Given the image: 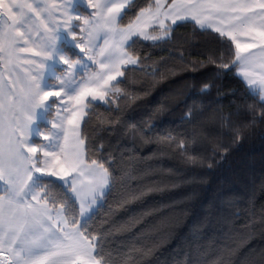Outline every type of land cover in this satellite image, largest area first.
<instances>
[{"label":"snow or ice","instance_id":"6c2138e0","mask_svg":"<svg viewBox=\"0 0 264 264\" xmlns=\"http://www.w3.org/2000/svg\"><path fill=\"white\" fill-rule=\"evenodd\" d=\"M134 7V0H0V264H116L105 254L108 236L103 228L94 235L89 224L107 200L115 196L121 207L143 203L169 190L165 180L156 179L162 175L196 182L194 177L185 180L172 170L162 173L153 168L150 162H158L155 153L135 158V148L128 150L130 159L120 167L114 158L103 157L111 171L96 159L87 160L90 146L103 152L104 145L97 146L89 133L82 132V125H90L101 102L108 111H122L120 102L130 97L118 85L127 84L129 66L140 65V57L129 49L134 50L141 39L166 44L174 28L186 23L223 38L222 44L234 46L228 62H223V53L186 61L183 52H176L171 66L162 67L168 63L162 60L156 67L139 70L150 85L157 77L214 66L216 73L200 85L199 95L210 93L216 80L233 72L259 110L253 104L245 105L243 114L239 107L235 113L216 108L207 121L226 129L237 144L256 121L264 122V0H155L154 7L141 9L134 20L122 25ZM81 9L87 14H78ZM157 29L159 34H151ZM24 54L30 58L22 59ZM21 65L28 66L22 69L23 78L15 71ZM53 110L56 115L49 121ZM203 115L192 105L181 119L192 124ZM245 119L248 123H243ZM42 123L51 127L42 131ZM148 130L132 125L133 143L137 139L141 144L153 143ZM182 135L169 132L154 142L159 151L177 152L186 164L209 170L214 156L229 150L218 142L205 164V158L195 154L199 138L195 129L191 143ZM40 137L47 143H37ZM58 199L62 202L57 206ZM243 203L242 197L229 196L220 204L224 214L218 222L228 229L227 238L235 248L244 247L256 227L251 199L248 207H241ZM242 216L247 219L236 227ZM260 216L264 224V211ZM208 223L206 217L192 226L191 240L175 264H209L206 246L200 243ZM247 264H264V253Z\"/></svg>","mask_w":264,"mask_h":264},{"label":"trees","instance_id":"16d2710c","mask_svg":"<svg viewBox=\"0 0 264 264\" xmlns=\"http://www.w3.org/2000/svg\"><path fill=\"white\" fill-rule=\"evenodd\" d=\"M134 3L135 7L128 12L122 25L134 20L141 9L154 7L155 0H134ZM221 39L217 38V34L201 32L192 23L176 26L166 44L154 45L141 39L134 50L129 49L133 55L140 57L141 63L129 66L125 72L127 84L118 85L130 97L128 101L120 102L122 111H108L101 102V106L95 107L91 114L90 125L87 128L82 125V132L89 133L97 146L104 145L103 152H98L95 146L89 147V163L96 159L111 171L103 157L114 158L118 161L116 167H120L122 161L130 159L128 150L135 148V158H147L155 153L158 162L151 161V166L162 173L172 170L174 176L185 180L196 179L195 183H186L168 180L162 175L156 179L165 180L169 190L154 194L143 203L121 207L117 197L107 200L89 224L94 229V235H99L103 228L108 236L105 254L111 255L116 264H175L191 240L192 226L206 217H209V223L200 243L206 246L209 264L220 261L223 264H247L253 256L258 259L264 253V224L260 223V213L264 211V122L256 121L255 127L249 128L237 144L231 135L226 134V129L207 121L208 114L216 108L225 113H235L239 107L243 114L245 105L253 104L257 110L260 106L255 104L244 83L233 72L216 80V86L210 93L199 95L200 85L216 73V68L211 65L196 72L186 71L163 79L157 77L150 85L145 83V74L139 70L146 66L156 67L162 60L168 62L162 67L171 66L177 60L172 55L176 52H183L186 61L205 60L212 53H223V62H228L233 57L234 46L222 44ZM192 105L198 111L202 110L204 115L190 124L181 118ZM117 120L121 122L120 126H116ZM243 123L248 121L245 119ZM132 125L138 129H149L147 138L153 143L141 144L139 139L133 143ZM194 129L199 137L194 145L195 154L204 157L205 164L209 162L207 158L213 157V149L218 142L229 149L226 155L214 156L211 170L186 164L177 152L159 151V145L154 142L157 136L163 137L171 132L173 135L183 134L181 138L191 143ZM220 151L223 152L222 149ZM139 162L142 164L143 160ZM172 183L178 186L171 188ZM56 191L53 189V194ZM229 196L242 197L244 203L241 207L244 208L248 207L251 199V206L256 212V227L251 230L250 241L241 248L232 246V241L227 238L228 229L218 222V217L224 214L221 201ZM61 202L58 199L57 206ZM150 209L160 211L150 216L141 215ZM246 219L242 216L236 227L242 226Z\"/></svg>","mask_w":264,"mask_h":264},{"label":"rangeland","instance_id":"374dc122","mask_svg":"<svg viewBox=\"0 0 264 264\" xmlns=\"http://www.w3.org/2000/svg\"><path fill=\"white\" fill-rule=\"evenodd\" d=\"M78 14H80V15H86L87 13H85V12L83 11V9H81L80 12H79ZM151 34H154V35L159 34V30L157 29L155 32H152ZM100 43L103 44V41H100ZM76 50L78 51V49H76ZM27 58H30V56H29L28 54H24V56H22V59H27ZM72 58H73V57H72ZM76 58H77V57L75 56V58H73V59H76ZM86 59H87V58L85 57V60H86ZM2 67H3V65H0V68H2ZM25 67H28V66H27V65H21L20 68H17V69L15 70L16 73H17L18 75L21 76V78H23V76H24V72L22 71V69L25 68ZM95 67H98V65H97V66H94V68H93L92 70H95ZM55 115H56L55 110H53L52 113H51V115L48 117V120L51 121V120L53 119V117H55ZM47 126H48V127H51L50 124L42 123V124H41V130L46 132V129L48 128ZM41 141H43V137H40V138L38 139L37 143H39V142H41ZM43 142H44V143H47L46 141H43ZM50 206H51V204H50Z\"/></svg>","mask_w":264,"mask_h":264}]
</instances>
